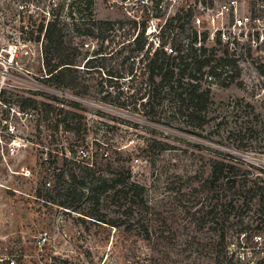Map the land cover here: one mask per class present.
Segmentation results:
<instances>
[{
  "label": "rangeland",
  "instance_id": "1",
  "mask_svg": "<svg viewBox=\"0 0 264 264\" xmlns=\"http://www.w3.org/2000/svg\"><path fill=\"white\" fill-rule=\"evenodd\" d=\"M220 1L95 0V17L115 22V30L104 43L75 37L80 76L63 88L46 79L32 33L48 0H0V264H38L34 241L44 229L51 264H237L231 243L264 257V244L253 240L264 237V65L230 62L231 76L204 77L212 89L202 129L144 115L147 76L110 75L128 54L116 52V43L133 21L137 31L148 25L153 52L168 19L176 18L177 37L182 23L191 33L201 4ZM206 45L225 56L219 44L207 38ZM89 58L91 67L84 66ZM171 106L182 105L166 100L156 110ZM56 107L69 113L56 115ZM72 174L89 186L96 178L119 185L98 194ZM131 182L140 185L137 193ZM68 189L87 196L66 208Z\"/></svg>",
  "mask_w": 264,
  "mask_h": 264
},
{
  "label": "trees",
  "instance_id": "2",
  "mask_svg": "<svg viewBox=\"0 0 264 264\" xmlns=\"http://www.w3.org/2000/svg\"><path fill=\"white\" fill-rule=\"evenodd\" d=\"M47 5L49 10H43L45 16L42 22L32 30V33L36 35L35 40L40 41L42 45V64L45 76H47L46 79L54 80L59 87L73 88L77 84V76H80L79 66L81 64L79 63L82 54L80 46L75 42V37L96 39L104 43L108 40L107 31L115 30V22L98 20L95 17V0H48ZM177 18L183 19L182 16ZM174 19L176 18L168 19L160 29L158 46L153 49V52L154 44L149 42V36L146 34L148 25L140 24L137 31V22L133 21L131 23L133 26L124 30L116 43L120 46V50L116 52L124 54L127 50L128 54H124L120 69L110 75L116 76L118 78L116 81L130 77L131 82L135 76H147L146 80H142L140 89L141 93L144 91L141 99L147 97L148 101L145 104L150 106L144 115L158 117L167 122L179 119L187 125L202 129L207 121V104L211 99L212 89L209 84H205L204 77H221L222 72L219 69L224 63L222 58H217L214 48L209 49L204 45L195 48L193 44L198 41L197 32L188 33L189 30L184 23L178 26L181 38L174 35L172 31ZM68 29L73 31V38H68ZM117 29H124V23L120 22ZM131 31L136 32L131 35ZM206 38L207 35H204L202 40L205 42ZM168 44H170V52ZM93 59L89 58L84 66L91 67L88 65ZM206 66L210 67L208 73L204 70ZM117 87L121 96L124 93V86L118 85ZM129 88L136 89L134 84L128 85ZM166 100L174 105L180 102L182 106L156 110V106L163 105ZM54 112L56 115L69 113L58 107L54 109ZM66 127L71 128L69 124ZM67 165L66 161L65 166ZM224 166V163H220V167L214 166V175L217 178L223 174ZM88 169L85 167V170ZM72 179L78 186L98 194L116 189L119 185L112 179L113 182L109 184L108 179L96 178L89 186L85 181L77 180L78 177L75 174H72ZM129 185V191L137 193L134 187L139 188L140 185L133 182ZM65 196L66 201L61 205L70 208L73 202L81 201L87 194L84 191L76 192V190L68 189ZM92 197L88 196L89 199ZM98 199L97 196L95 199L97 205ZM64 264H68V261H64Z\"/></svg>",
  "mask_w": 264,
  "mask_h": 264
},
{
  "label": "built area",
  "instance_id": "3",
  "mask_svg": "<svg viewBox=\"0 0 264 264\" xmlns=\"http://www.w3.org/2000/svg\"><path fill=\"white\" fill-rule=\"evenodd\" d=\"M191 27V31L197 32L198 35V41L193 44L195 48L202 45L209 48L206 41L202 40L204 35L223 47L225 56L220 58L224 65L219 69L222 74L226 76L233 74V69H229L230 62L240 64L244 60H250L258 65H264V0L256 3L223 0L201 4L198 12L191 18ZM79 152L86 155L84 149H80ZM46 185L50 187L51 182H47ZM50 240L49 229H44L35 236L34 246L37 251L35 256L38 264H51L50 257L45 252ZM253 240L264 244L262 235L254 234ZM228 248L230 257L234 258L237 264H264V257L258 260L255 252L246 244L236 246L235 243H231ZM8 262L16 264L14 259H9Z\"/></svg>",
  "mask_w": 264,
  "mask_h": 264
}]
</instances>
